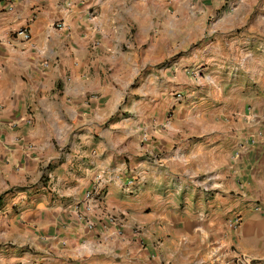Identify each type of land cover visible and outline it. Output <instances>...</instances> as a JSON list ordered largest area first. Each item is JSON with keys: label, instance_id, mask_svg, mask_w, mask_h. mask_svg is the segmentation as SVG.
<instances>
[{"label": "crops", "instance_id": "1", "mask_svg": "<svg viewBox=\"0 0 264 264\" xmlns=\"http://www.w3.org/2000/svg\"><path fill=\"white\" fill-rule=\"evenodd\" d=\"M260 37L264 0H0V264H264Z\"/></svg>", "mask_w": 264, "mask_h": 264}, {"label": "rangeland", "instance_id": "2", "mask_svg": "<svg viewBox=\"0 0 264 264\" xmlns=\"http://www.w3.org/2000/svg\"><path fill=\"white\" fill-rule=\"evenodd\" d=\"M241 37L242 38H238L239 40L241 39L242 40V44H243V46L245 47V52H247L246 53V56H248V51H250L251 50V48L249 47L250 45H251V41H250V39L251 40H253L254 38H253V36H251V34H242L241 35ZM256 39V43L257 44H262L263 43V38L262 37H260V38H255ZM249 40V41H248ZM199 42H197L195 45H193V46H191L189 49H188V51H187V53H193V52H195L196 50H199ZM261 46V45H260ZM257 48V52L258 51H262L264 48L263 47H256ZM179 56V54L176 56V57H178ZM162 66H164V65H160V67H162ZM166 68V67H165ZM182 68V67H181ZM202 67H201V65H200V63H191V64H189V65H185L182 69H180L181 71L183 70V71H185V70H188V72H189V75L190 76H192V77H195V76H197L198 75V73H200L199 71H200V69H201ZM139 78H141L140 76H139ZM140 83V82H139ZM142 83V82H141ZM177 96H180V98L178 97L177 98ZM174 98H176L177 100H179V101H181V100H183V98H184V96H183V94L182 93H176L175 94V96H174ZM132 102H139V94H138V92L137 91H125V96L123 97V99H122V106L123 105H125V104H131ZM232 219V218H231ZM231 219H228V220H226L225 222H226V225H227V227L228 228H230L232 231H237L238 230V228L240 227V224H241V220L239 221V224H238V226H236V228H233L231 225H230V220ZM135 235H137L138 233H139V230H137L136 228H134V230L132 231ZM239 259H242V257H240ZM238 259V260H239ZM236 261V260H235ZM235 261H233V264H242V263H244V261L243 260H240V261H238V262H236L235 263Z\"/></svg>", "mask_w": 264, "mask_h": 264}, {"label": "built area", "instance_id": "3", "mask_svg": "<svg viewBox=\"0 0 264 264\" xmlns=\"http://www.w3.org/2000/svg\"><path fill=\"white\" fill-rule=\"evenodd\" d=\"M15 36L21 38L22 40L24 41H27L29 39V35L27 33L26 30L24 29H19L17 30L15 33H14ZM180 98V96H177V98ZM84 198L85 199H93L94 201L93 202H88L86 203V209L89 211L91 209V204L93 203H96V206L97 204L100 202V199H101V194L97 191H95L94 189H92V191H87L85 194H84ZM103 221H105V225H112L114 226V228H116V232H117V235L120 234V222L119 220L113 216V215H109V214H106L104 216V219ZM239 221H240V217L239 216H236L234 218H232L229 222H230V225L233 227V228H236V226H238L239 224ZM86 227L88 230L92 229V224L91 223H87L86 224Z\"/></svg>", "mask_w": 264, "mask_h": 264}]
</instances>
